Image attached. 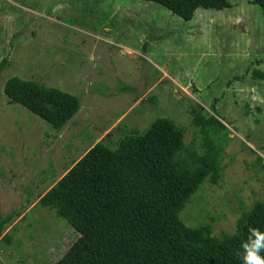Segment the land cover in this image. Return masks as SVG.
Listing matches in <instances>:
<instances>
[{
  "label": "rangeland",
  "instance_id": "rangeland-1",
  "mask_svg": "<svg viewBox=\"0 0 264 264\" xmlns=\"http://www.w3.org/2000/svg\"><path fill=\"white\" fill-rule=\"evenodd\" d=\"M262 17L246 0L200 9L191 21L143 0H0V61H10L0 76V218H15L0 264H50L59 259L42 256L51 242L75 241L74 228L38 202L95 143L115 149L166 117L201 151L199 106L230 131L214 135L223 176L207 179L180 217L211 224L215 235L235 232L239 217L264 203V80L252 78L264 70ZM14 76L79 96L82 107L56 129L9 101L4 87Z\"/></svg>",
  "mask_w": 264,
  "mask_h": 264
},
{
  "label": "trees",
  "instance_id": "trees-1",
  "mask_svg": "<svg viewBox=\"0 0 264 264\" xmlns=\"http://www.w3.org/2000/svg\"><path fill=\"white\" fill-rule=\"evenodd\" d=\"M143 1L191 21L200 9L223 11L238 0ZM246 1L264 16V0ZM263 62L260 59L258 64ZM9 64L8 57L0 61V76ZM252 73L253 80H264L259 67ZM4 91L11 103L21 104L56 129L66 126L82 107L79 96L19 76L8 79ZM245 111L247 116L252 113L249 104ZM193 114V123L204 137L201 151L187 144L183 127L160 117L146 132L123 138L117 148L102 140L75 161L38 202L74 228L75 241L66 243L59 237L42 256L59 258L49 259L50 264H245V246L256 239L253 231L264 233L263 202L239 217L235 232L221 235L213 233L211 224L192 227L180 217L207 179L220 183L224 149L214 135L221 140L230 133L202 106ZM14 220L13 214L0 218V244L9 237L10 231H5ZM64 231L66 237L74 235L67 228ZM54 244L62 251L51 253ZM258 255L264 258V247Z\"/></svg>",
  "mask_w": 264,
  "mask_h": 264
},
{
  "label": "clouds",
  "instance_id": "clouds-1",
  "mask_svg": "<svg viewBox=\"0 0 264 264\" xmlns=\"http://www.w3.org/2000/svg\"><path fill=\"white\" fill-rule=\"evenodd\" d=\"M253 235L256 237L255 241L250 247L245 246V264H264V258L258 255L259 250L264 247V233L253 231Z\"/></svg>",
  "mask_w": 264,
  "mask_h": 264
},
{
  "label": "crops",
  "instance_id": "crops-1",
  "mask_svg": "<svg viewBox=\"0 0 264 264\" xmlns=\"http://www.w3.org/2000/svg\"><path fill=\"white\" fill-rule=\"evenodd\" d=\"M82 157H83V156H82ZM79 159H80V158H79ZM72 166H73V165H72ZM72 166H71V167H72ZM69 169H71V168H69ZM68 171H69V170H68ZM68 171H67V172H68ZM67 172H66V173H67ZM64 175H65V174H64ZM64 175H63V176H64Z\"/></svg>",
  "mask_w": 264,
  "mask_h": 264
}]
</instances>
